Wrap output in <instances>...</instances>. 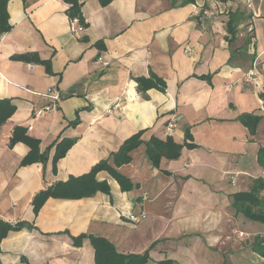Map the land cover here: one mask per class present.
<instances>
[{"label": "crops", "instance_id": "1", "mask_svg": "<svg viewBox=\"0 0 264 264\" xmlns=\"http://www.w3.org/2000/svg\"><path fill=\"white\" fill-rule=\"evenodd\" d=\"M78 6L84 23L68 16L63 0L7 2L0 99L15 108L0 124V220L29 225L2 237L0 264H95L93 238L121 253L148 250L146 264H264L250 247L264 224L231 206L232 194L264 180L257 159L264 147V0H78ZM150 74L164 90L138 85ZM52 88L57 107L32 117ZM16 126L39 140L40 161L21 163L29 147L10 144ZM138 133L128 161L116 162ZM62 138L74 142L54 164ZM154 138L180 144L179 155L161 156L155 165L147 153ZM103 161L129 188L98 169L94 177L107 192H58L34 213L36 191ZM138 215V222L130 219ZM235 226L248 233L243 241Z\"/></svg>", "mask_w": 264, "mask_h": 264}, {"label": "trees", "instance_id": "2", "mask_svg": "<svg viewBox=\"0 0 264 264\" xmlns=\"http://www.w3.org/2000/svg\"><path fill=\"white\" fill-rule=\"evenodd\" d=\"M68 4V16L70 18H77L80 23H84L83 16L78 6V0H63ZM109 0H100L102 4H106ZM8 0H0V34L10 29L8 23L7 13ZM229 36L227 37L231 41L233 32L228 29ZM23 59H27L26 55L20 56ZM138 85L148 88L156 87L160 90H164V81L154 74H150L146 78H140ZM15 106L8 99H0V124L8 119L14 112ZM186 139L190 137L189 131H186ZM17 141L24 142L29 150L27 154L22 158L21 163H31L40 161L42 154L39 149V140L34 138L25 132V128L16 126L10 137V144ZM74 139L62 138L55 143V150L53 154V163L62 157L67 149L72 145ZM139 143V133L129 138L121 147L120 151L114 160L118 163L128 161L127 152L134 148ZM181 145L174 143L170 138L164 141L153 139L147 146V153L152 162L157 165V162L161 156L168 158H174L179 155V149ZM257 159L260 165L264 168V147L258 150ZM98 169H106L112 174L121 187L124 189L129 188V185L125 184L126 178L117 173L111 168L106 161L96 164L89 173L69 179L65 182H56L50 186L43 187L36 191L31 199V205L34 213L42 206L46 198L49 196H57L58 192L69 197H80L82 195H89L96 190L107 192V185L103 182H99L95 179L94 173ZM231 206L236 214H240L246 220L258 222L264 224V180L260 177L251 180V183L247 190L238 191L231 196ZM29 225L25 222H17L10 224L4 220H0V240L6 234L8 230H18L21 227ZM79 238H76L74 242H78ZM92 244L95 250L94 260L95 264H146L150 259L148 250L143 253H121L117 252L113 246L102 238H93ZM251 249L258 255L264 257V234H256L250 241ZM169 261H161L159 264H167Z\"/></svg>", "mask_w": 264, "mask_h": 264}, {"label": "built area", "instance_id": "3", "mask_svg": "<svg viewBox=\"0 0 264 264\" xmlns=\"http://www.w3.org/2000/svg\"><path fill=\"white\" fill-rule=\"evenodd\" d=\"M248 7H251L250 1H248ZM259 65L261 66V68H264V63H260ZM256 67H257V64L254 62L252 68L248 72H246V76L249 80H251L252 76L255 74ZM44 97L46 99V102L42 106H40L39 108H37L36 110H34L32 112V114H31L32 117L43 116L47 112H49V111H51L57 107L58 102L60 100V95L56 89L52 88V89L48 90L44 94ZM171 127H173L172 124L168 128V133H170ZM233 177H232V180L234 179ZM130 219L134 222H138L140 220V215L130 216Z\"/></svg>", "mask_w": 264, "mask_h": 264}, {"label": "rangeland", "instance_id": "4", "mask_svg": "<svg viewBox=\"0 0 264 264\" xmlns=\"http://www.w3.org/2000/svg\"><path fill=\"white\" fill-rule=\"evenodd\" d=\"M234 234H235V236H236V238L237 239H239V240H241V241H243L247 236H248V233L247 232H244L243 230H239L238 228H237V226H235L234 227ZM250 237H252V236H250ZM250 239V238H249ZM248 243V242H247ZM185 244L188 246V245H190L191 244V242H188L187 240L185 241ZM152 257L153 258H156V257H159V256H156V254L154 253L153 254V252H152ZM151 264V263H150Z\"/></svg>", "mask_w": 264, "mask_h": 264}]
</instances>
